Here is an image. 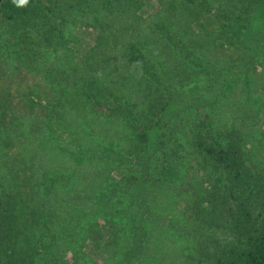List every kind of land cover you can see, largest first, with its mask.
Returning <instances> with one entry per match:
<instances>
[{
    "label": "rangeland",
    "instance_id": "rangeland-1",
    "mask_svg": "<svg viewBox=\"0 0 264 264\" xmlns=\"http://www.w3.org/2000/svg\"><path fill=\"white\" fill-rule=\"evenodd\" d=\"M32 2L40 8L27 32H15L0 20V66L7 70L19 64L39 73L47 82L49 98L65 110L68 131L62 133L59 143L64 150L55 147L45 127L32 134L29 126L39 124L43 114L38 118L15 99L0 128V173L6 170L17 177L35 219L37 215L49 221L51 217L63 219L69 208H74L72 220L67 217L68 223L65 221V243L54 252L55 264L59 260L60 264H120L133 239L124 229L107 224L114 212L108 210L111 198L110 203L97 204L99 192L102 188L109 192L110 182L120 178L122 167L117 161L88 160L85 151L93 154L92 149L108 148L131 156L140 147L138 131L124 117L92 107L87 92L94 93L102 107L119 104L134 112L136 107L141 111L136 116L142 126L149 124L145 117L151 111L146 108L173 99L170 92L179 98L202 96L174 109L172 112L182 111L173 114L161 132L164 137L159 134L162 146L154 173L162 172L169 197L166 210H155L153 224L164 231L143 241L126 264H192L187 256L198 257V244L211 248L217 242H227L230 236L223 225L195 222L184 212L198 188L220 187L221 171L195 143L206 136L222 141L227 131L238 129L244 136L247 164L264 170V104L257 111L252 103L255 96L248 100L250 107L245 104L246 93H255L244 75L218 92L214 88L218 70L228 64L220 65L211 77L193 66L180 50L186 46L201 60L215 62L212 56L228 34L216 25L213 10L229 6L236 13L244 10V0H203L204 4L198 0H151L145 9L120 16L102 10L101 0ZM137 53L151 60L166 87L150 80L131 59ZM252 75L249 72L248 76ZM211 89L216 92L208 99ZM170 171L176 177L169 179ZM53 174H62L69 182L59 183L46 194L43 186ZM114 220L121 223L120 217ZM95 231L99 240L94 238ZM133 235L139 238L138 233Z\"/></svg>",
    "mask_w": 264,
    "mask_h": 264
},
{
    "label": "trees",
    "instance_id": "trees-1",
    "mask_svg": "<svg viewBox=\"0 0 264 264\" xmlns=\"http://www.w3.org/2000/svg\"><path fill=\"white\" fill-rule=\"evenodd\" d=\"M150 1L101 0V6L102 10L120 16L132 10H143ZM198 2L204 4L203 0ZM243 5L244 10H238L236 13L228 5L224 10H213L216 25L228 34L212 56L216 63L201 60V57L191 53L186 46H182L180 51L193 66L202 68L211 77L220 65L228 64L226 69L218 70L214 84L218 92L237 76L244 75L247 78L246 83L253 87L255 93H246L245 104L250 107L248 100L251 101L255 96L252 103L257 105L256 109L259 111L264 104V0H244ZM38 8L40 7L32 0H28L27 5H17L13 0H0V20L6 26L14 28L15 32H27L35 22ZM205 9L210 10L207 7ZM46 10L52 12L51 7L46 6ZM166 37L169 38L167 32ZM131 59L143 68L150 80L166 87L158 78L156 66L147 56L137 53L131 55ZM220 60H225V63ZM249 72L253 73L252 77L248 76ZM211 91L212 89L207 91L208 99L210 94L216 92ZM170 94H173V99L178 98V102L171 99L150 104L146 109L151 111V115L145 117L149 124L142 126L136 116L141 111L136 107L135 112L119 104L113 108L102 107L95 101L94 93L87 92L92 107L100 112L124 117L128 124L138 131L137 140L140 147H137L138 151H134L131 156L116 154L108 148L92 149L93 154H88L89 150L85 151L88 160L94 158L117 161L122 167L120 178L110 182L108 193H104L105 188H102L98 194L100 201L97 202L103 206L104 201L110 203L111 198L108 210L114 212L109 215L108 218L111 217L112 220L107 224L110 228L117 225V228L124 229V232L133 236L127 254L120 264H126L134 249L143 241L146 243L149 238L164 231L153 224L157 216L155 210H166L169 197L167 183L160 177L162 172L154 173L158 161L157 154L162 146L159 134L167 128L173 114L182 111L180 108L172 112L174 109L202 97L193 94L179 98L174 92ZM50 96L47 82L39 73L19 64L9 66L7 70L0 66V128H3L2 120L17 99L20 106L38 118L43 114L39 124L29 126L30 132L36 135L41 127H45L55 147L64 150L59 143L62 133L68 131L66 112L59 102L50 99ZM242 115L244 117L247 114ZM262 115L264 116V112ZM60 128L62 130L58 132ZM6 137L8 138L7 134ZM195 145L198 151L221 171L220 187L198 188L184 212L188 218H194L195 222H218L225 227L230 239L225 243L217 242L211 248L198 244V257L187 256L189 261L192 264H264V170L254 169V166L247 164L248 155L242 132L238 129L229 130L222 141L206 136L202 140L199 139ZM67 154L80 164L81 160L74 156L73 152ZM167 175L169 179L172 175L176 177L172 171ZM47 181L49 184L44 185L43 189L49 194L56 185L63 181L68 183L69 179L62 174H53ZM22 195L17 177L6 170L2 171L0 264H43L46 259H49L46 264H55L54 252L65 243L63 233H66L67 217L69 221L72 220L75 215L74 208H69L63 219L51 217L49 221L38 215L35 219L32 208ZM143 215L148 217L144 218ZM116 217L121 218V223L114 220ZM93 229L91 228V232ZM135 232L139 236L137 239L133 235ZM94 238L99 240L96 231ZM60 261L56 264H60Z\"/></svg>",
    "mask_w": 264,
    "mask_h": 264
},
{
    "label": "clouds",
    "instance_id": "clouds-1",
    "mask_svg": "<svg viewBox=\"0 0 264 264\" xmlns=\"http://www.w3.org/2000/svg\"><path fill=\"white\" fill-rule=\"evenodd\" d=\"M13 2L17 5H27L28 0H13Z\"/></svg>",
    "mask_w": 264,
    "mask_h": 264
}]
</instances>
